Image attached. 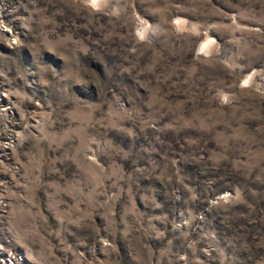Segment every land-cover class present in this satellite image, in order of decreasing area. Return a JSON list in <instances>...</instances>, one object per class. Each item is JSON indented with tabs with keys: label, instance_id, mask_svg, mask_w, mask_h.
<instances>
[{
	"label": "rangeland",
	"instance_id": "374dc122",
	"mask_svg": "<svg viewBox=\"0 0 264 264\" xmlns=\"http://www.w3.org/2000/svg\"><path fill=\"white\" fill-rule=\"evenodd\" d=\"M1 125L31 264H264V0H0Z\"/></svg>",
	"mask_w": 264,
	"mask_h": 264
},
{
	"label": "built area",
	"instance_id": "2783aa9c",
	"mask_svg": "<svg viewBox=\"0 0 264 264\" xmlns=\"http://www.w3.org/2000/svg\"><path fill=\"white\" fill-rule=\"evenodd\" d=\"M0 132H3L2 125L0 126ZM13 144V138L7 137L4 141L0 142V158L3 153L10 150ZM4 206V203L0 200V207ZM0 264H31L24 252L17 248L7 247L0 243Z\"/></svg>",
	"mask_w": 264,
	"mask_h": 264
},
{
	"label": "bare ground",
	"instance_id": "6f19581e",
	"mask_svg": "<svg viewBox=\"0 0 264 264\" xmlns=\"http://www.w3.org/2000/svg\"><path fill=\"white\" fill-rule=\"evenodd\" d=\"M93 2H98L99 0H92ZM97 4V3H96ZM142 33H144V30L142 31ZM211 43V41H206V42H204V44H202L201 45V47H200V51L201 52H206V50H207V47H208V45ZM209 51V50H208ZM249 78V77H248ZM252 78V77H251ZM251 78H249V79H251ZM248 80V79H247ZM246 80V81H247ZM253 82V81H252Z\"/></svg>",
	"mask_w": 264,
	"mask_h": 264
}]
</instances>
